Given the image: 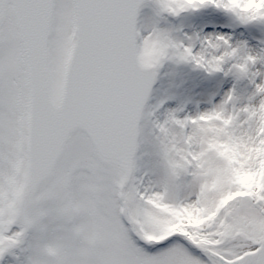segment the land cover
Returning <instances> with one entry per match:
<instances>
[{"label": "snow or ice", "instance_id": "6c2138e0", "mask_svg": "<svg viewBox=\"0 0 264 264\" xmlns=\"http://www.w3.org/2000/svg\"><path fill=\"white\" fill-rule=\"evenodd\" d=\"M0 264H264V0H0Z\"/></svg>", "mask_w": 264, "mask_h": 264}]
</instances>
